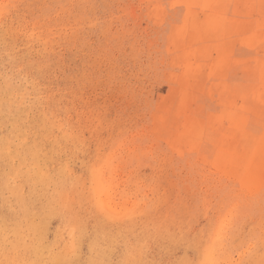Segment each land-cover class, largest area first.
Returning <instances> with one entry per match:
<instances>
[{"label":"rangeland","instance_id":"obj_1","mask_svg":"<svg viewBox=\"0 0 264 264\" xmlns=\"http://www.w3.org/2000/svg\"><path fill=\"white\" fill-rule=\"evenodd\" d=\"M0 264H264V0H0Z\"/></svg>","mask_w":264,"mask_h":264}]
</instances>
